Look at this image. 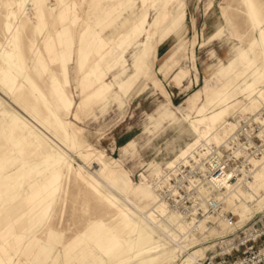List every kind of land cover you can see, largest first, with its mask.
I'll return each instance as SVG.
<instances>
[{
	"label": "rangeland",
	"instance_id": "374dc122",
	"mask_svg": "<svg viewBox=\"0 0 264 264\" xmlns=\"http://www.w3.org/2000/svg\"><path fill=\"white\" fill-rule=\"evenodd\" d=\"M46 1L0 0L61 124L0 80V264H227L264 223V0Z\"/></svg>",
	"mask_w": 264,
	"mask_h": 264
},
{
	"label": "bare ground",
	"instance_id": "6f19581e",
	"mask_svg": "<svg viewBox=\"0 0 264 264\" xmlns=\"http://www.w3.org/2000/svg\"><path fill=\"white\" fill-rule=\"evenodd\" d=\"M241 1L247 8V15L250 16L254 22H256V12L254 9L255 3L253 4L252 0H241ZM45 2L47 1L46 0H35V4H37L38 6H41V4L42 3L44 4ZM10 42H12V48L10 51L3 49L0 46V52H1V57H2L1 59L4 64L3 70L1 72L2 73L1 79H0L1 82H3V84H8L10 88L14 86L17 88V91L19 94L18 95L19 102L25 105V109L28 111L29 114L37 118V115H39L38 109L42 107L48 119H54L58 124H60L57 110L53 107L51 102L45 97V95L41 92V90H39L38 86L34 83L32 78L23 70V65H22L23 54L21 51V45L18 41V37H14L13 39H11ZM263 53H264V50H263ZM85 59L86 57L82 55L80 59V65L84 64ZM64 71H66L65 68H64ZM25 86L27 88L26 89L27 91L25 90ZM63 95H64L65 102L67 104V107L70 108L71 105L73 104L72 98L69 97L68 95H65V94ZM214 117H217V116H214ZM191 126L194 132H196L200 138L204 137L205 133L209 129V127H206V126L203 127L199 124H194V123H191ZM67 137H71V139L74 140L76 138V135L73 133H68L67 131ZM198 141H199V138L194 140L189 145H187L186 148L183 149L177 157L178 158L182 156L184 157L188 153H190L193 147L198 143ZM237 181H238V175L234 169H230L229 172L222 169L220 170L219 173L212 174L209 180V182H212L215 186L217 187L224 186L225 189H228V190H230L229 188L232 186L233 182L237 183ZM56 186H57L56 183L52 185L50 187V191L54 192L56 190ZM159 207H160L159 205L156 206V208H159ZM127 209L130 210V208H127ZM120 210L122 211V213L124 214V216L126 217L128 221H133L132 217L129 215L128 212H125L122 209ZM149 214H151V212Z\"/></svg>",
	"mask_w": 264,
	"mask_h": 264
},
{
	"label": "built area",
	"instance_id": "2783aa9c",
	"mask_svg": "<svg viewBox=\"0 0 264 264\" xmlns=\"http://www.w3.org/2000/svg\"><path fill=\"white\" fill-rule=\"evenodd\" d=\"M264 237V223L256 225L255 222L244 231V239L235 247L239 249V245L244 248L233 259L227 261V264H264V238L254 247L255 241ZM249 242V243H248ZM226 262V259H223Z\"/></svg>",
	"mask_w": 264,
	"mask_h": 264
},
{
	"label": "crops",
	"instance_id": "0c3cea01",
	"mask_svg": "<svg viewBox=\"0 0 264 264\" xmlns=\"http://www.w3.org/2000/svg\"><path fill=\"white\" fill-rule=\"evenodd\" d=\"M71 106H72V105H71ZM69 112H70V111H69ZM69 112H67V113H69ZM189 144H190V143H188L187 145H189ZM182 150H183V149H181V151H182ZM181 151H180V152H181Z\"/></svg>",
	"mask_w": 264,
	"mask_h": 264
}]
</instances>
